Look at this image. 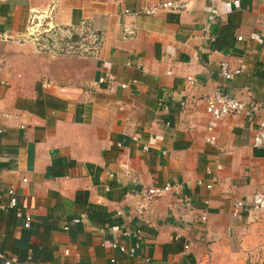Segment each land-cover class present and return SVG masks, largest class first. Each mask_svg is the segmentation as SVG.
I'll return each instance as SVG.
<instances>
[{
    "label": "crops",
    "instance_id": "obj_1",
    "mask_svg": "<svg viewBox=\"0 0 264 264\" xmlns=\"http://www.w3.org/2000/svg\"><path fill=\"white\" fill-rule=\"evenodd\" d=\"M166 1L186 7L143 14ZM226 1L0 0V207L10 188L17 199L0 209V251L17 264H264V212L231 215L264 193V150L252 146L264 119V0ZM35 15L43 28L98 33L96 56L40 53L25 38L40 30ZM224 61L243 73L224 81ZM217 88L253 114L221 120L210 145L204 99ZM131 229L140 236L122 235ZM33 250L40 263L27 261Z\"/></svg>",
    "mask_w": 264,
    "mask_h": 264
},
{
    "label": "built area",
    "instance_id": "obj_2",
    "mask_svg": "<svg viewBox=\"0 0 264 264\" xmlns=\"http://www.w3.org/2000/svg\"><path fill=\"white\" fill-rule=\"evenodd\" d=\"M239 7L240 0H227L225 7L230 8L231 6ZM186 7V2H174L166 1L161 2L154 7L144 9L142 12L146 15H153L157 10H169V11H182ZM215 12V11H214ZM33 18V17H32ZM40 16L36 19L40 24V30L37 33H31L28 31L25 36L26 39L31 40L35 43L40 53H49L52 55H74L79 57H90L96 56L101 46V36L95 31L83 28H75L62 32L59 29H53L49 26L43 28L42 22H40ZM32 20V19H31ZM31 22V21H30ZM254 39V36L250 37ZM237 41H242V37H238ZM243 66L240 62L237 68H231L230 64L226 61L219 64V74L224 81H230L234 77L243 73ZM170 74L169 72L167 73ZM105 80L112 81V77L109 74L105 75ZM186 85L189 87L196 86L200 81L194 76H188L185 78ZM42 88L44 90H50L55 87L51 82L42 80ZM128 85L121 84V89H126ZM205 112L209 117L206 132L208 134L206 142L210 145H216L217 139L215 136V130L218 123L229 116L244 115L248 118L252 117L253 111L246 108V103L236 98L229 97L223 94L220 88L215 89L211 94L205 97ZM137 142V138L132 139ZM252 146L254 148L264 150V119H261L257 123V128L252 140ZM144 150L146 148L144 147ZM220 167L217 166V169ZM208 189L211 185L207 186ZM172 190V187L167 184L163 187H152L143 192V199L146 203H150L153 200L162 198ZM9 199L7 206H1L0 209L5 211L7 208H15L17 205L16 194L12 188L6 191ZM244 211H256L258 213L264 212V193L255 194L250 201H236L233 204L231 215L234 218H239L241 213ZM202 221L206 220V217H201ZM73 225L80 223L79 219H74L71 222ZM23 227L30 229L31 217L24 216ZM64 231H69L70 227H63ZM124 237L138 238L140 236L139 229L126 230L122 234ZM108 247L112 250H118L122 254L133 256L135 249H126L116 243H110ZM188 247H186L187 249ZM31 256H28L27 261H31ZM0 261L3 264H17L18 260L15 256H10L0 251ZM114 260H111L113 263ZM146 264H150V260L146 259Z\"/></svg>",
    "mask_w": 264,
    "mask_h": 264
},
{
    "label": "trees",
    "instance_id": "obj_3",
    "mask_svg": "<svg viewBox=\"0 0 264 264\" xmlns=\"http://www.w3.org/2000/svg\"><path fill=\"white\" fill-rule=\"evenodd\" d=\"M216 43H217V38L214 39V41H213L212 44H211V47H210V48H211L212 51H216V48H215V47H216V46H215ZM88 217L91 218V219H94L92 214L88 215ZM75 219H79V220H81L80 217H79V218H75ZM73 220H74V219H73ZM73 220H72V221H73ZM30 256H31L32 261H33V260H34V261L37 260L39 263L41 262V259H40V261H39V259H37V256L34 254V250L31 251ZM42 260H44V258H42Z\"/></svg>",
    "mask_w": 264,
    "mask_h": 264
},
{
    "label": "bare ground",
    "instance_id": "obj_4",
    "mask_svg": "<svg viewBox=\"0 0 264 264\" xmlns=\"http://www.w3.org/2000/svg\"><path fill=\"white\" fill-rule=\"evenodd\" d=\"M37 18H38V16L35 15V17H34V19H33V23L36 22V24L32 25L33 27H37V25H38V24H37L38 22L36 21ZM34 29H35V28H34ZM32 31H33L32 33H37L39 30L35 29V30H32Z\"/></svg>",
    "mask_w": 264,
    "mask_h": 264
}]
</instances>
